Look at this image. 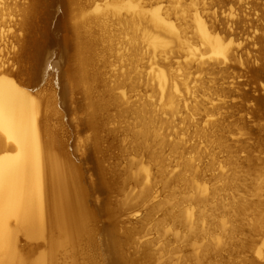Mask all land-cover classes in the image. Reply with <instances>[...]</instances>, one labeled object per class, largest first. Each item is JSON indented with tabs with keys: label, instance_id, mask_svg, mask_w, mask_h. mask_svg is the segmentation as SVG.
Listing matches in <instances>:
<instances>
[{
	"label": "bare ground",
	"instance_id": "bare-ground-1",
	"mask_svg": "<svg viewBox=\"0 0 264 264\" xmlns=\"http://www.w3.org/2000/svg\"><path fill=\"white\" fill-rule=\"evenodd\" d=\"M77 1L21 2L15 22L18 34L14 36L16 41L15 44L11 43L12 50L9 52L16 62V70L12 68L15 64H10V56L7 62L0 59V264H140L139 257H145V247L140 249L142 254L137 258L125 250L140 227H127L115 217L118 206L109 203L108 199L111 183L106 177L101 160L95 155L103 140L99 131L104 130L98 115L107 104L101 107L99 103L89 101V115L85 119L78 117L77 123L83 124L96 134L87 142H91L90 144L84 142L81 146L84 150L80 156L77 155V159L73 160L66 150L64 137L67 132L63 128L66 114L63 111H67L68 106L67 89L65 85L59 89L58 70L70 59L71 65L64 74L72 81L73 89H82L86 100L91 97L93 84L99 77L94 68L92 41L83 34L84 25L89 21L85 15L86 9L79 7L77 12L72 9L71 35L67 32L68 7L71 9L72 5H77ZM190 1V10L182 0H156L153 3L145 0L91 1L89 9H95L97 15L94 23L101 31L120 26L126 36H130L129 40L120 41L114 35L118 40L116 44L110 45L115 53L114 60L118 62L124 58V50L128 45L134 44L133 51L139 58L137 63L141 67L138 71L140 77L144 79L146 75V78L157 82L162 96L165 97L163 105L169 111L161 109L160 104L159 109H149L141 99L138 103L130 104L127 98L123 99L124 93H117L113 99L112 96L111 101L117 107L140 104L135 112L142 126L138 134L144 139L152 136L158 143L163 144L165 137L174 135L170 145L180 159L170 165L171 172L175 175L176 182L185 185L183 190L181 187V193H185V190L188 194L191 192L186 197L173 194L175 203L170 209L175 211L172 216L174 230L179 227L188 229V234L194 235L192 240L195 241L210 235V241L203 247V258L224 254L226 246L237 244L251 252L243 256L240 264H264V238L261 237L264 235V201L251 203L248 197L254 195H240L235 199L238 189L235 185L231 189L234 194L227 195L231 199L228 202L229 211L239 221L253 215V221L249 220L247 230L235 224L226 230V222L223 221L216 225L221 232L213 235L211 226L207 224L212 220L215 210L218 212L221 207L226 210L227 206L222 205V201L217 199L216 189L210 186L211 181L226 175L215 152L214 143L217 138L214 128L225 116V105L229 108L236 106L237 103L230 100V97L240 96L243 102L251 101L256 106L253 109L242 104L241 111H246V114L241 115L240 123L246 131L250 122L245 123L242 120H248V114H253L252 121L253 118L254 121L264 119V97H256L253 93L252 99V96H248L250 91L237 92L232 88H229L230 95L224 91L223 86L220 91L225 99H218L222 103L215 104L211 98L208 101L210 107L206 104L203 108L196 100L190 105L191 113L188 116L195 119L192 120V132L188 138L181 136L183 129L179 132H162L164 123L172 120L173 115L177 114L180 102L186 100L181 99L182 90L189 89L187 79L192 78L191 73H196L187 71L190 61L198 63L199 71L203 63L214 67L209 60H215L228 68L227 61L240 57L237 48L232 49L237 33L228 24L231 22L233 25V18L227 19L225 27L222 28L210 24L208 14L204 12L206 7H200L195 0ZM190 22L193 23L192 30L190 26L183 28ZM53 23L58 36L50 34L49 29ZM256 34L257 31L254 30L251 44L261 42L262 49L259 55L247 58V70L254 77L264 79V37H255ZM55 43L61 46L63 52L54 63L52 56L56 51L50 52L49 48ZM158 54L162 58H175L176 61L163 64L156 59ZM181 58H185V61L180 60ZM146 59L148 62H145ZM175 64L176 70L172 71L171 67ZM179 70L183 72L179 74ZM120 75L124 76L123 73ZM34 76L42 79V84L38 87H34ZM239 76L237 74V78ZM120 86L118 83L111 86L110 90H119ZM261 89L264 90L263 81L256 86V91ZM161 111L169 116L162 117ZM156 113L158 115H154ZM257 126L264 130V126ZM188 143L191 144L187 145ZM204 158H207L205 162ZM238 160L240 162L241 158ZM239 162L235 161L237 168ZM167 165V161L160 159L157 174H152L145 166L138 165L137 174L145 181L142 182L143 187L138 198L140 204L152 197L155 177H163ZM91 171L92 182L88 176ZM226 178L229 179L230 175ZM135 180L138 186L142 184L137 178ZM255 185V196L261 198L264 195V181ZM168 201L170 202L159 200L158 207ZM124 204L128 206L127 211H137V207L130 205V202ZM206 211L210 213L206 215ZM168 212L166 210L165 214ZM165 222L170 224L171 220ZM98 235L103 236L101 241L98 240ZM238 235H242L241 238ZM254 236L263 242L262 247L254 246ZM21 237L26 240L24 245ZM224 238L226 241L222 242ZM236 238L238 240L234 241ZM248 240L253 243L250 247H247Z\"/></svg>",
	"mask_w": 264,
	"mask_h": 264
},
{
	"label": "rangeland",
	"instance_id": "rangeland-1",
	"mask_svg": "<svg viewBox=\"0 0 264 264\" xmlns=\"http://www.w3.org/2000/svg\"><path fill=\"white\" fill-rule=\"evenodd\" d=\"M0 4V59L5 61L10 56L11 43L15 44V38L18 34V27L15 25L18 19L19 5L24 0H1ZM92 0H78L77 5L68 7L67 12V24L69 29L67 30L68 35H71L70 27L73 11H78V8L86 9L85 15L88 18V23L84 25L83 34L88 40L92 41V48L94 54V68L98 74V79H96L93 84L91 97L86 100V96L82 89H73L72 81L68 80L65 70L71 65L66 61L62 69L59 68L58 78H59V89L63 85L66 87L67 91V111H63L66 114L64 118L63 128L66 130V135L64 140L66 141V150L69 152L73 160L77 159V155H81L83 148L81 146L96 134L91 129L86 128L83 124L78 125L77 119H85L91 109H89V101H95L105 107V109L99 112L98 120L104 127V130L99 131L100 136H103L101 144L99 146V152H97V157L101 160L103 167L105 168L106 177L110 181L111 187L109 188V203L118 206V211L116 213V218L122 221L127 227H140L141 233L138 231L133 236V241H130L126 245V252L133 256L139 257L140 249L145 247V257H139L140 264H240L242 262L243 256L251 254L250 251L244 250L242 245L237 244L232 246H226L223 253L213 255L211 257H204L203 247L206 246L208 241H210L211 236L205 235L201 239L195 241L192 240L194 235L188 234V229H183L181 227L174 230L172 219L174 216V210L170 209L171 205L175 203V193L178 197H186L188 194L181 193L184 183L176 182L175 175L172 174V168L170 165L175 164L179 161L180 157L175 151H172L170 143L174 140V135L165 137L163 144L158 143L154 137L150 136L144 139L138 134L141 129L139 123V117L137 115L136 108L140 105H130L138 103V100H142V103H146L150 109H161L165 108V111H169L168 107H164L163 100L165 97L162 96L161 89L155 80L147 81L146 75L144 79L140 77L138 71L141 67L137 63V58L135 56L134 44L128 45L126 50V56L121 58L116 62L115 53L110 49V45L117 43V39L114 35L120 38V41L129 40L130 36H126L120 26L110 29L107 31H101L100 27L94 23L96 20L94 17L97 15L94 8L89 9ZM156 0H145L147 3H153ZM186 2L188 9L190 10L192 5L190 0H182ZM195 2L200 6L206 7L205 13L208 14L210 19V24L218 25L222 28L225 27L227 19L233 18V25L230 22L228 26H233L235 32V43L232 45V49L237 48L239 51V59H232V61H227L228 68L226 65L217 63L215 60H209V64L203 63L201 70L197 71L196 62L190 61L189 70L190 72L196 71V73H191L190 77L187 79L189 89H183L181 93V99H186L180 102L177 107V114L173 115L172 120L165 122L162 132H181V136L188 138V135L192 132V120L188 116L191 112L189 111L190 105L195 103V100L205 108L208 101L212 98L215 104L222 103L225 97L222 95L220 89L224 86V91L229 93V88L233 91L241 92L246 90L249 94L248 96L258 95V90L256 91V86L261 84L262 80L259 77H254L253 74L248 73L247 63L248 59H251L254 55H259L260 49H262L261 42L258 41L255 45L251 44L253 41V31H257L255 37H264V0H195ZM177 6V4H176ZM232 10V12H231ZM233 13V15H231ZM236 21V22H235ZM224 23V25H223ZM190 26V30L193 28V23L190 22L186 27ZM226 26V27H228ZM191 35V34H190ZM117 37V38H118ZM235 50V51H236ZM73 50H71V54ZM121 54V52H120ZM237 55V54H236ZM10 64H15L13 69L16 70V62L10 56ZM171 58V57H170ZM162 58L156 55V59L161 63H169L171 61H176L174 58ZM185 58L180 60L185 61ZM7 62V61H6ZM145 62H148L146 59ZM8 65L6 64V67ZM171 67V70H176L175 65ZM251 66V65H250ZM226 68V69H225ZM151 69L149 68V71ZM183 70H179L178 73L181 74ZM119 73V75L117 74ZM123 73L124 76L120 74ZM117 74V76H115ZM239 74V78H237ZM197 80L194 81V79ZM53 82V80H52ZM55 82V81H54ZM235 82V83H233ZM237 82H240L238 84ZM264 82V81H263ZM121 84L119 90L114 89L111 86L116 84ZM53 84V83H52ZM184 88V86H183ZM191 89V91H189ZM60 92V91H59ZM169 92V90H167ZM117 93H124L123 99H128L130 104L124 105L122 107L114 106L111 101L114 95ZM110 94H112L110 96ZM230 94V93H229ZM231 95V94H230ZM223 99L219 101L218 99ZM126 99V100H127ZM253 99V98H252ZM230 100L237 103L234 107H225L223 111L225 116L223 120L215 126L214 130L216 133L217 141H215L214 146L215 152L219 161L223 164L224 171L226 175L217 180L211 181V188L216 189L217 199L222 201V205L225 209L221 207L220 211H214L212 220L207 224L211 226L213 235L219 234L220 229L216 228L219 222H226V230L231 228L233 224L235 226H241L243 229L248 228L249 220L252 219L253 215L246 217L243 221H239L234 217L233 213L230 212V207H228V202L231 201L228 194H234V190L231 189L237 185L238 189L234 195V198H238L240 195L248 196L251 203L256 201H264V195L261 198L255 196V191H253L256 183H263L264 181V130L258 128L261 125L264 126V119H259L258 121L251 120L253 114H248L246 119L242 120L245 123L250 122L246 131H244L241 122V115H245L246 111H241L242 104L250 108L256 109V106L251 101L243 102L240 96H232ZM120 104V103H119ZM211 105L208 104V107ZM121 111V112H118ZM163 111V110H162ZM161 111V113H162ZM122 113V114H121ZM245 113V114H244ZM154 115H158L157 113ZM101 116V117H100ZM169 115L162 113V117H168ZM163 121V120H162ZM76 123V124H75ZM253 130V131H252ZM242 139L241 141H236V139ZM245 140V141H243ZM220 142L223 144L220 145ZM91 142L87 143L90 144ZM188 143L187 145H190ZM210 146V145H209ZM89 147V146H88ZM87 147V148H88ZM229 147V148H228ZM86 148V149H87ZM205 156V155H204ZM241 158L240 162L238 158ZM167 161V166L164 168L163 177H155L154 184L155 187L152 190V197H150L147 202L140 204L139 195L141 188L143 187L142 176L139 173L138 165L145 166L152 174L158 173V162L159 160ZM207 158H204V162ZM235 161L239 162V168L236 167ZM93 171L88 173L89 180H91ZM218 173V172H216ZM230 175V178H226ZM94 177H92L93 179ZM141 181V185L136 184V179ZM145 182V181H144ZM168 183V184H166ZM145 184V183H144ZM182 187V190H181ZM243 190V191H239ZM245 191H248L245 193ZM263 193V191H262ZM171 194V197L169 195ZM98 196V195H97ZM170 200L168 203H164L158 207L159 200ZM126 202H130V205L136 206L135 212L127 211L128 206H125ZM185 206V205H183ZM154 207V208H153ZM130 208V207H129ZM209 208V207H207ZM260 209V208H259ZM166 210H169L167 214ZM207 210V209H206ZM254 210V209H253ZM223 211V212H222ZM228 211L227 213H224ZM230 212V213H229ZM206 215L210 212H205ZM169 214V215H168ZM199 215V214H197ZM171 220L170 224L165 221ZM207 222V221H206ZM101 225V222H100ZM209 226L207 228H209ZM203 227H206L203 224ZM240 228V227H239ZM245 230V231H246ZM225 231V230H224ZM248 233L247 231L245 232ZM242 235H238L241 238ZM264 238V235L261 236ZM98 240L103 238L102 235L97 236ZM243 238V237H242ZM255 242L254 246L259 245L262 247L263 242H261L256 236H254ZM21 243L24 245L26 240L21 237ZM236 238L234 241H237ZM226 241L225 238L222 242ZM264 241V240H263ZM251 240H248L247 247L252 246ZM147 247V248H146ZM254 248V247H253ZM264 250V245H263ZM98 252H101L98 251ZM151 256V257H150ZM199 257V258H197ZM249 257V256H248ZM196 259H200L196 260ZM196 260V261H195Z\"/></svg>",
	"mask_w": 264,
	"mask_h": 264
},
{
	"label": "water",
	"instance_id": "water-1",
	"mask_svg": "<svg viewBox=\"0 0 264 264\" xmlns=\"http://www.w3.org/2000/svg\"><path fill=\"white\" fill-rule=\"evenodd\" d=\"M57 14H59V13H57ZM61 14V13H60ZM54 29H55V25H54V23L50 26V29H49V31H50V34L51 35H54V36H58L57 35V32H55L54 31ZM50 50V52H52L53 50H55L56 51V54L55 53H53L54 55L52 56V60H53V62L55 63L56 61H58L59 60V56L61 55V53L63 52V49L61 48V46H58L56 43L55 44H53L50 48H49ZM48 51V50H47ZM58 72H59V70H58ZM33 73V72H32ZM262 81H264V79L263 78H261V77H259ZM33 79H34V81H33ZM32 81H33V84H34V87H38V86H40L41 84H42V79H40V78H38V77H36L35 78V76H34V78H32ZM60 84V83H59ZM259 92V94L258 95H255L256 97H258L259 95L261 96V97H264V90H259L258 91ZM252 98H253V96H252ZM81 161L82 162H84L82 159H81ZM99 195H102V194H99Z\"/></svg>",
	"mask_w": 264,
	"mask_h": 264
}]
</instances>
